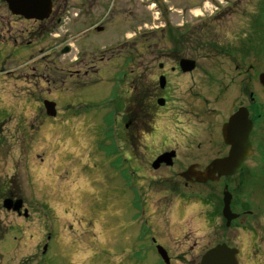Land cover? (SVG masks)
Wrapping results in <instances>:
<instances>
[{
    "label": "rangeland",
    "instance_id": "rangeland-1",
    "mask_svg": "<svg viewBox=\"0 0 264 264\" xmlns=\"http://www.w3.org/2000/svg\"><path fill=\"white\" fill-rule=\"evenodd\" d=\"M176 1L165 0L175 5V19H179L181 11L178 7L188 2L179 1L177 5ZM103 2L97 13L105 25L99 31L92 29L98 22H93L92 12L87 9L53 13L50 20L55 23L47 25L55 37L44 34L37 38L32 33L33 23L28 24L27 41L42 49L56 46L58 52L53 57L45 60L33 55L30 63L28 56L38 50L35 46L27 56L17 60L0 53V69L18 68L23 73H30L33 67L54 63L50 66L64 68L65 73L67 70L81 73L80 77H74L76 85L70 87L75 89L74 92L65 98L69 106L60 107L65 112L64 118L69 120V132L73 134L66 131L65 125L58 124L60 134L56 130H47L32 135L33 129L42 125L43 114L30 105L24 111L26 138L0 140V188L6 189V195L23 198L29 210L28 218L8 212L2 208L4 197H1L0 233L3 238L0 240V264H163L151 245L152 238L167 249L173 259L171 264H186L179 257L182 253L195 254L196 251L190 252L194 243L192 239L199 237L201 243L205 238L202 245L206 246L211 237L210 226L203 217L210 218L216 208L213 204L198 205L196 201L204 198L212 203L213 199L218 204V200L222 201L224 183L203 187L200 191L196 188L186 190L178 173L192 162L205 163L214 158L216 150L212 149L218 142L221 144L216 129L224 118L222 108L224 103L228 104L225 101L228 96L222 99L218 95L220 90L211 82L216 76H205L200 72L174 76L173 97L167 109H159L160 116L155 120L157 126H151L150 132L143 133L144 141L139 144L134 158L125 153L123 144L107 135L110 126L105 119L110 109L101 110L100 106L106 99L116 98V94L113 98L110 96L120 84H123V94L130 87L132 77L126 66L122 67L130 55L138 52L142 63L148 61L145 54L149 52L146 41L150 27L152 22L164 16L160 6L165 2L137 1L135 23L145 38L133 50L129 47L132 45L122 49L119 42L124 41L122 36L127 28L121 22L129 20L128 14L122 13L116 0L107 5ZM257 2L261 3V0ZM148 3L150 8H145ZM152 10L155 13H151ZM196 13L198 11L194 10L193 16ZM74 14L79 17L73 19ZM59 20H65L66 24L59 23ZM132 35V32L128 33V36ZM114 43L113 47L120 45L116 49L123 52L117 53V60L112 63H101L103 55L93 51L109 50ZM217 44L227 48L229 39L220 37ZM68 45L72 52L62 55L61 48ZM180 52L175 55H185L184 49ZM222 62L225 60H219V67H224ZM206 63L208 61L202 60L204 66ZM146 65L140 68L141 78H150L145 74L149 66ZM85 71L90 72L89 77H83ZM125 75L128 78L123 81ZM232 78L225 77L227 82ZM6 80L8 84L13 83L8 81L10 78ZM28 82L31 84L33 80ZM91 84L92 87L87 86ZM28 90L29 99L37 98V88L28 86ZM217 98L221 99L218 104L215 103ZM21 128L24 130L23 126ZM263 132L264 127L260 126L257 133L261 135ZM159 150L176 151L174 167L157 172L152 169L151 164ZM67 151L70 153L63 159V166L58 165L59 162L55 161L57 154ZM68 162L72 166L66 168ZM258 163V155H255L248 167L255 170V167H261ZM56 165L61 167L56 168ZM230 185L237 202H247L252 208L262 206L257 199L264 195L259 192L260 187L241 185L236 179ZM212 190L217 197L210 194ZM188 232H192V239L185 236ZM145 233H149V239L143 236ZM243 240L241 232L234 238L233 245L244 247ZM196 250L195 255L200 249ZM239 258L240 263H244L243 251Z\"/></svg>",
    "mask_w": 264,
    "mask_h": 264
},
{
    "label": "flooded vegetation",
    "instance_id": "flooded-vegetation-1",
    "mask_svg": "<svg viewBox=\"0 0 264 264\" xmlns=\"http://www.w3.org/2000/svg\"><path fill=\"white\" fill-rule=\"evenodd\" d=\"M116 1L120 4L122 13H127L129 18V20L121 22L126 24L123 27L127 28V31H123V33L125 32L122 36L124 41H119L120 45L122 44V49L128 45H132L129 46L131 50L136 49L140 40L145 38V35H140L139 26L135 23L136 10L134 6L136 3L138 4L137 1L139 0ZM179 1L188 2V5L185 4L181 8L178 7L179 11H181L179 19H175V11L173 10L175 5L173 3L168 4L164 0L165 3L161 4L163 6L159 5L163 8L164 14L162 15L164 16L161 20L156 19L152 22L150 27L148 40L146 41L148 42L149 52L145 54L149 57L148 61L142 63L137 52L130 55L131 57H128L127 62L122 64V67L126 66L132 81L124 94L123 89H114L110 98H113L115 94L116 98L109 101L106 99L108 102L105 101V105L106 103L107 105L103 107V110L110 109L105 123L108 124V119L114 122V127L109 128L107 135L110 134V138L119 140L123 144L124 152L134 158L138 153L139 144L142 140L144 141L143 133L146 131L150 132L151 126H157L155 120L160 116L159 109H167L173 97V77L193 75L196 72H200L205 76H216V78L211 79V82L220 90L218 95L222 99L228 96L230 100L225 99L228 104L225 105L224 103L222 108L224 118L216 129L218 141L220 140L221 144L218 142L213 147L212 151L216 150V152H214L215 155L212 160H207L205 163L192 162L188 167L196 166L198 171H203L213 160L228 156L231 148L223 139V126L240 109H245L249 120L253 122V132L250 138L253 152L237 175L230 178H222L217 182L224 183L222 196L225 191L232 195L230 208L234 214L238 215V218L228 226L227 221L223 218V201L218 200V204H215L213 199L212 203L208 202L209 199L206 200L204 198L196 201L198 205L203 206L204 203L213 204L216 208L210 218L203 217V220L210 226L209 235L211 237L208 238L207 245L203 246L202 244L206 241L205 238L200 243L199 237L192 239V232L186 233L185 236L194 241L190 252H197V248L200 250L197 255H195L196 252L189 256L182 253L179 259L186 264H201L206 253L220 245L237 249L233 245L235 242L234 238L243 232L244 247L238 248V257L241 256V251H243V264H264V195L257 197L262 206L252 208L247 202H237L236 196L230 187V183L236 179V182L238 181L241 185L247 184L252 188L258 189L260 187L259 192L264 194V132L261 135L257 133V129L260 126L264 127V84L260 81V76L264 75V0H261V3H258V0H177V5ZM51 2L52 13L48 19L29 20L22 15H16L15 12L10 10L9 5L3 1L0 4V53L6 54L8 58H14L15 60L19 57L27 56L26 54L35 46L32 45L31 41H27L30 33L27 27L30 23H33L32 27L34 29L32 33H35L37 38H42L44 34H52L55 37L56 35L51 32L50 26L47 25L49 22L50 24L55 23L54 20H50L53 17V13L73 9H87L92 12L93 20H98L99 14L97 12H100L98 9L102 6V0H51ZM103 3L107 5L111 3V0H104ZM147 5L145 8H150V4ZM157 10L162 11L160 8ZM194 10L198 11V13L193 16ZM151 13H155V11L152 10ZM98 24H102V22L100 21ZM98 28L96 26L94 29L97 31ZM129 32H132L133 35L128 36ZM194 37H196L195 41H193ZM220 37L229 39L227 48L217 44ZM39 40H36V44L39 43ZM115 43L111 45L109 50L103 48L93 51L103 55L100 59L101 63H112L117 60L115 55L117 56V53L123 52L120 49H116L120 45L116 48L113 47ZM193 43H197V45ZM124 44L127 45L124 46ZM35 47L38 50L28 56L30 60L33 55L34 57H43L46 60L50 56L57 55L58 52L56 46H50L46 49ZM181 49L185 50V55H175L176 52L182 53L180 52ZM65 50L67 53L63 54ZM60 53L67 56L71 53V50L69 47L64 46L61 48ZM204 54L206 55L205 57ZM220 59L225 60V63L222 62L224 67H219ZM183 60L194 62V69L190 72L187 71V65L182 66ZM202 60L208 61L206 66L202 64ZM145 63L149 65L145 74H148L150 78H141L140 68ZM50 64L38 68L33 67L30 69V73H23L18 68L0 69V140L9 139L16 141L20 140V138H26L24 131L27 130V125H25L26 127L24 126V111L30 105L36 110L40 109L43 114L42 125L40 124L37 130L32 128V135L37 132L42 134L47 130H56L60 134L58 124L65 125L66 131L69 134H73V132H69V120L64 118L65 112L60 107L69 106V102L65 98L74 92L75 89H70V87L76 85L74 77H80L81 73L74 70H67V73H65L66 70L64 68L51 67L54 66V63L51 66ZM208 64L211 67H207ZM89 75L90 72L85 71L83 77L86 78ZM228 76L233 78L227 82L225 77ZM9 78L10 80L8 81L13 83H7L6 79ZM28 80H33V82L29 84ZM19 81H21L20 84ZM28 86L37 88V98L29 99ZM87 86L92 87L93 85ZM230 90L231 93L229 94ZM162 100L164 101L163 103H161ZM46 102L56 105L57 116L55 118L47 116L45 110ZM220 102L221 99L217 98L215 103L218 104ZM21 126H23L24 130ZM142 130L143 132H141ZM60 136L62 134L58 137ZM168 151L163 150V152H160L159 150L153 160ZM69 153L70 151L57 154L55 161L59 162L58 165L63 166V159ZM255 155H258V165H261V167H255V170H251L248 167V163ZM58 165H56V168L61 167ZM71 166L72 164L68 162L65 167ZM172 167L163 164L154 171L157 172L163 168ZM181 173H178L179 179H181ZM182 183L186 190L196 188L197 191H200L203 187H211L217 184L187 183L183 180ZM213 192L212 190L210 194L216 195ZM7 196L13 197L14 200L20 198L12 194ZM23 201L24 207H26L25 200L23 199ZM242 219L244 220L240 224ZM153 243L156 247L157 244ZM184 255L190 257V259H187Z\"/></svg>",
    "mask_w": 264,
    "mask_h": 264
},
{
    "label": "water",
    "instance_id": "water-1",
    "mask_svg": "<svg viewBox=\"0 0 264 264\" xmlns=\"http://www.w3.org/2000/svg\"><path fill=\"white\" fill-rule=\"evenodd\" d=\"M9 3L10 9L17 15H23L27 19H40L48 18L50 14V3L48 0H5ZM187 65V71L193 70V63L190 61H182V66ZM261 83L264 84V75L260 77ZM47 106L49 116L54 117L56 114L52 110L54 104ZM253 132V122L249 120L248 113L245 109H240L223 128V138L225 143L231 147L228 157L224 159H217L213 161L203 172H198L196 167H190L181 176L187 182H197L207 184L209 182H217L222 177H230L236 175L242 168L245 160L251 155V142L250 136ZM175 153H167L160 156L153 164L154 169H158L161 164L165 163L166 166L173 164ZM225 209L224 216L230 224L237 218L230 211L231 196L225 193ZM3 207L7 211H14L21 215L23 208V201L17 200L14 202L11 198L6 199ZM27 217V212L25 213ZM158 253L169 264L167 253L158 247ZM236 251L229 250L225 246H220L214 251H211L205 258L203 264H238L236 259Z\"/></svg>",
    "mask_w": 264,
    "mask_h": 264
},
{
    "label": "trees",
    "instance_id": "trees-1",
    "mask_svg": "<svg viewBox=\"0 0 264 264\" xmlns=\"http://www.w3.org/2000/svg\"><path fill=\"white\" fill-rule=\"evenodd\" d=\"M5 190H6L5 188H0V199L4 195ZM0 235H1L0 237V240H1L3 238L2 233H0Z\"/></svg>",
    "mask_w": 264,
    "mask_h": 264
}]
</instances>
